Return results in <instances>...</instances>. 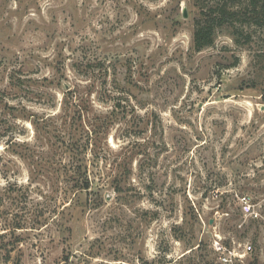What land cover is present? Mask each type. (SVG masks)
I'll list each match as a JSON object with an SVG mask.
<instances>
[{
    "label": "rangeland",
    "instance_id": "1",
    "mask_svg": "<svg viewBox=\"0 0 264 264\" xmlns=\"http://www.w3.org/2000/svg\"><path fill=\"white\" fill-rule=\"evenodd\" d=\"M198 14L0 0V264H264V28Z\"/></svg>",
    "mask_w": 264,
    "mask_h": 264
},
{
    "label": "trees",
    "instance_id": "2",
    "mask_svg": "<svg viewBox=\"0 0 264 264\" xmlns=\"http://www.w3.org/2000/svg\"><path fill=\"white\" fill-rule=\"evenodd\" d=\"M196 2L199 5V14L194 21V48L197 52L213 46L218 31L223 28L231 31L238 45H250L253 28H264V0ZM202 247L200 244L199 249ZM220 264L223 263L220 261Z\"/></svg>",
    "mask_w": 264,
    "mask_h": 264
},
{
    "label": "built area",
    "instance_id": "3",
    "mask_svg": "<svg viewBox=\"0 0 264 264\" xmlns=\"http://www.w3.org/2000/svg\"><path fill=\"white\" fill-rule=\"evenodd\" d=\"M242 201H246L245 198H242ZM218 250H222V247L220 248H217ZM253 251V248L252 246H248L247 249H246V252L247 253H250ZM218 253V252H217ZM219 254V253H218ZM224 260V261H223ZM237 260L238 258H235L232 253L229 257H222L220 256V261L223 263V264H236L237 263Z\"/></svg>",
    "mask_w": 264,
    "mask_h": 264
}]
</instances>
